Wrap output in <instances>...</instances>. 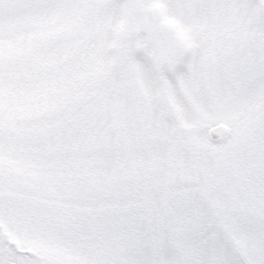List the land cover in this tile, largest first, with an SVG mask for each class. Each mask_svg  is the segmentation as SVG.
I'll return each instance as SVG.
<instances>
[{"label": "snow or ice", "instance_id": "1", "mask_svg": "<svg viewBox=\"0 0 264 264\" xmlns=\"http://www.w3.org/2000/svg\"><path fill=\"white\" fill-rule=\"evenodd\" d=\"M0 264H264V0H0Z\"/></svg>", "mask_w": 264, "mask_h": 264}]
</instances>
